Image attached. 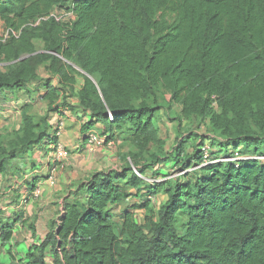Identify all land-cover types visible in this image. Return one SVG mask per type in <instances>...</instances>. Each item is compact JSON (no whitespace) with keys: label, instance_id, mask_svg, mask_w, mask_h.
I'll return each mask as SVG.
<instances>
[{"label":"trees","instance_id":"1","mask_svg":"<svg viewBox=\"0 0 264 264\" xmlns=\"http://www.w3.org/2000/svg\"><path fill=\"white\" fill-rule=\"evenodd\" d=\"M68 5L76 15L70 28L54 20L27 26ZM0 21L22 32L0 44V56L15 64L0 72V91L35 82L38 68L50 61L60 86L45 83L48 113L62 90L65 97L75 95L91 114L82 127L85 142L101 124L106 143L128 130L138 155L152 146L163 150L153 102L160 85L170 91L181 119H209L210 134L193 155H186L185 140H176L175 161L185 159L188 175L172 186L147 183L148 195L168 186V201L158 212L146 202L143 225L128 213L118 228L110 206L145 185L137 175L144 170L95 173L78 192L83 200L67 204L58 230L51 225L27 264H47V253L53 264H264V161H220L197 169L205 145L215 160L236 152L264 157V0H0ZM55 33L60 44L42 56L34 41ZM75 60L86 73L81 90L67 62ZM49 132L48 115L38 123L24 110L18 135L8 146L0 142V176L20 155L46 140L56 143V132ZM158 157L153 155L154 166ZM132 166H138L134 160ZM2 215L0 210L4 244L12 233Z\"/></svg>","mask_w":264,"mask_h":264},{"label":"crops","instance_id":"2","mask_svg":"<svg viewBox=\"0 0 264 264\" xmlns=\"http://www.w3.org/2000/svg\"><path fill=\"white\" fill-rule=\"evenodd\" d=\"M0 23L5 25L2 21ZM49 80L55 87L60 86L58 77L50 76L46 81ZM83 84L84 81L76 85V90H81ZM39 87L40 89H38ZM37 91L44 96L47 92L45 84L41 86L40 82L35 81L28 83L19 90L0 91V115L14 117L16 111L28 100L30 101L31 96L33 97L34 92ZM69 99L71 104L68 103L67 106L58 105L57 111L49 115L51 136L55 131L58 119L60 117L66 118V126L62 133L58 134L55 131L56 141L62 142L72 152L68 162L57 174V182L53 184L48 181L49 163H51L49 144L55 141L47 140L34 148L31 154L33 161L35 157L43 164L41 170H39V166L26 174L15 171L0 176V210L3 213L4 222L9 225L12 233L9 242L4 244L0 242V264H27L30 260V254L33 253L32 250L38 247L52 231L51 225L54 224V228L56 231L58 230L59 224L66 215L67 204L75 202L81 186L87 183L86 181H79L80 174L91 171H94L95 174L96 170L102 172L96 162L90 158L92 151L99 148L88 146L82 133V127L90 122L91 114L80 107L78 98ZM3 106L7 109H4ZM92 131L103 136L105 127L97 124ZM119 135L120 133H118L116 141L119 140ZM42 147L46 150L39 153ZM154 169L157 170V168ZM142 179H144L145 185H142L138 190L132 189L127 199L117 205L110 206L118 228L123 225L128 213L134 215L138 225H143L147 210L143 209L142 206L146 202H149L158 212L160 207L168 201L166 194V190L169 189L168 186L163 191L158 190L157 193L148 195V190L145 188L147 183L158 182H156V178H154L156 181H151L145 177ZM145 194L146 196L143 197ZM77 199H81L80 196H77ZM53 262V256L47 253V264H53Z\"/></svg>","mask_w":264,"mask_h":264},{"label":"rangeland","instance_id":"3","mask_svg":"<svg viewBox=\"0 0 264 264\" xmlns=\"http://www.w3.org/2000/svg\"><path fill=\"white\" fill-rule=\"evenodd\" d=\"M67 7H69V5L65 6V8ZM4 26L5 25L0 23V34L5 29ZM64 34L65 33L63 32L61 36L64 37ZM60 42L61 38H59V36L57 37L55 33L51 36H48L47 40L38 39L34 41V44L36 51L42 56L47 57L53 53L51 51L53 46L59 45ZM26 58L27 56H23L16 63L22 64V61H24ZM67 62L71 67L70 73L74 77V85L76 86L83 82L86 73L81 68L78 60ZM14 65L10 64L4 60L2 56H0V72L8 73ZM49 65L50 61H47L43 63L37 70L38 80L36 81L40 82L41 86L47 82L46 80H48L50 76L55 77V75L50 74L48 69ZM38 89H40V87ZM63 91L64 90H62V93L64 94ZM34 93L35 94L33 97L31 96L30 101L28 100L27 103L23 104L22 107L16 111L17 113L13 115L14 117H5L6 115H0V142L2 144L8 146V142L15 139V136L18 135L20 129L22 128V113L24 110H27L29 115L34 117L38 123L39 120L44 118L46 115L49 117L50 113H48V110L50 105L45 99V95H41L38 91ZM63 94H61L60 100L57 102L58 104L52 106L54 112L57 111L58 105L67 106L68 103L71 104V101H68L70 100V97H65ZM74 98L75 95H73V98L71 99ZM170 99V91L163 85H160L153 102L159 107V111L156 114V123L159 130V136L165 143L164 149L161 150V147L159 146H152L148 153L144 155H138L135 147L133 146L131 132L125 130L120 133L118 141L100 144L97 146L99 149H94V151H92L90 154V158L93 159L96 162V165L100 167V171H125L128 167H132L134 170H144L143 175L136 172L140 178L145 177L151 181H154V178H156L157 181H155L158 182L157 184L168 182L170 186H172V184H174L176 181L183 180V178L188 175L186 174L188 171L187 168H182L183 164L185 163V159L175 161V152L178 146L176 140L179 138L182 141L185 140L187 142L186 146L184 147L186 155H193L195 148L196 150H199L201 144L206 141V137L210 134L209 119L205 121L195 119H181L180 108L172 105L170 103ZM4 109H7V107H4ZM210 142L211 141L209 140V143ZM213 143L216 144L215 142ZM236 148L238 151H244L243 145L241 144L237 145ZM216 149L218 150L219 148ZM33 150L27 155H20L18 159L13 160L7 167L8 171L6 174H11L15 171H19V173L21 171L23 174H26L30 171H33L35 168H38L39 166V170H41L43 164H41V162H39L35 157L33 161V157L31 156ZM45 150L46 149L42 147L39 153H43ZM154 154L159 156L156 159V167L152 164ZM132 160H134V162L138 165L137 167L132 166ZM154 168H157V170L155 171ZM95 173H98V170H96ZM93 174L94 171L88 173L82 172L80 174L79 181L88 182ZM127 176H130V174ZM145 196L146 194L143 195V197ZM80 198L82 199L81 196ZM75 201H78V199ZM183 223V220H181L178 224V229L181 233L184 231Z\"/></svg>","mask_w":264,"mask_h":264},{"label":"built area","instance_id":"4","mask_svg":"<svg viewBox=\"0 0 264 264\" xmlns=\"http://www.w3.org/2000/svg\"><path fill=\"white\" fill-rule=\"evenodd\" d=\"M75 19H76V15L73 10V5H69V7L67 8L55 9L53 12H51L50 15L45 16V17H40L35 22H32L28 24L27 26L35 28L41 25L43 22L54 20L56 23H58L62 27L70 28L72 24L74 23ZM4 27L5 29L0 34V44H5L8 41H10L12 38H15V39L20 38L21 33H22L21 30L15 31L12 28H8L6 26ZM55 126H56L55 131L58 134H61L66 126V118L60 117ZM106 140H107V137L101 136L96 131H90L87 134V143H88V146L90 147L103 144L106 142ZM49 150H50L51 163H49L50 166H49L48 181L55 184L57 182V174L59 173L60 168H62L63 165L68 162L71 156V151L60 141H57L56 143L50 145ZM211 151L212 149L209 145H205L202 147V152H203L202 163L197 167V169L215 164L220 161H230L235 164H238L241 161H250V160L264 161V157L259 158V157L243 156L239 154L238 152L234 154L233 158L225 159V160L224 159L215 160L213 156L211 155Z\"/></svg>","mask_w":264,"mask_h":264}]
</instances>
